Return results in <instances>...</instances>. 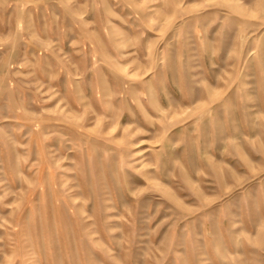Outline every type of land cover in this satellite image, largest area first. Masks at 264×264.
Instances as JSON below:
<instances>
[{
  "label": "rangeland",
  "instance_id": "374dc122",
  "mask_svg": "<svg viewBox=\"0 0 264 264\" xmlns=\"http://www.w3.org/2000/svg\"><path fill=\"white\" fill-rule=\"evenodd\" d=\"M0 264H264V0H0Z\"/></svg>",
  "mask_w": 264,
  "mask_h": 264
}]
</instances>
